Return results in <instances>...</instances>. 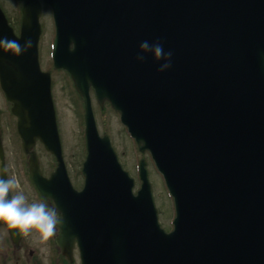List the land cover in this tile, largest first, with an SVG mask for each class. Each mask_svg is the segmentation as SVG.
Returning a JSON list of instances; mask_svg holds the SVG:
<instances>
[{
	"label": "water",
	"instance_id": "95a60500",
	"mask_svg": "<svg viewBox=\"0 0 264 264\" xmlns=\"http://www.w3.org/2000/svg\"><path fill=\"white\" fill-rule=\"evenodd\" d=\"M42 2L57 30L54 66L71 74L85 105L81 191L66 173L50 73L38 62ZM42 2L24 1L19 36L0 8V37L32 42L20 56L0 51V86L31 179L61 212L63 253L70 258L77 242L81 264H264V0ZM144 40L172 52L169 69L158 72L150 54L136 60ZM90 87L150 152L174 200L171 232L158 223L145 159L135 195L108 136L98 135ZM37 140L58 162L49 178ZM4 165L0 140L7 178Z\"/></svg>",
	"mask_w": 264,
	"mask_h": 264
},
{
	"label": "rangeland",
	"instance_id": "374dc122",
	"mask_svg": "<svg viewBox=\"0 0 264 264\" xmlns=\"http://www.w3.org/2000/svg\"><path fill=\"white\" fill-rule=\"evenodd\" d=\"M23 0H0V5L9 19V23L18 33L21 20V4ZM42 33L39 42V62L41 68L51 72L53 79V99L56 108L57 122L60 138L62 140L64 160L68 169L71 182L74 187L80 189L83 185L81 173L82 163L86 156L84 123H83V102L75 92L72 81L67 74L54 69L51 59L52 42L54 39V24L50 9L43 6L40 17ZM2 92L0 90V140L4 151V160L7 177H16L20 183L21 190L27 197L28 203L43 202L30 181L27 169V155L22 151L21 139L16 131V119L12 116L9 104H6L5 114H2ZM92 109L96 120V126L100 135L107 134L110 137L112 146L116 151L119 161L135 180V188H139L140 182L137 173L138 161L143 158L136 149L137 146L128 135L126 129L121 125L118 114L111 106L104 102L101 107L91 93ZM34 150L40 161L41 170L44 175L54 171L55 159L48 153L42 143H35ZM147 161L149 178L152 184L153 199L158 212L160 225L166 231L172 230V222L175 216L173 200L160 174L156 170L149 155ZM13 195L15 192L12 193ZM46 203V202H45ZM54 208V204L46 203ZM59 234L56 228V235ZM55 235V236H56ZM7 230L0 226V264H61L65 261L57 248L54 237L47 242L41 243L39 234L32 231L29 236H24L20 245H12ZM32 253V254H31ZM77 249L73 251V261L65 264H79Z\"/></svg>",
	"mask_w": 264,
	"mask_h": 264
},
{
	"label": "clouds",
	"instance_id": "9594fccd",
	"mask_svg": "<svg viewBox=\"0 0 264 264\" xmlns=\"http://www.w3.org/2000/svg\"><path fill=\"white\" fill-rule=\"evenodd\" d=\"M32 42L23 43L19 39L0 37V51L20 56L31 48ZM150 54L153 61L159 64L157 71L163 72L171 67V51H165L160 41H142L138 46L137 61L143 62ZM15 192L13 195L12 193ZM56 208L49 207L44 202L28 203L16 177L11 179L0 176V226L15 229V236H29L33 230L39 234L41 243L47 242L56 235L59 224Z\"/></svg>",
	"mask_w": 264,
	"mask_h": 264
},
{
	"label": "flooded vegetation",
	"instance_id": "af4514ba",
	"mask_svg": "<svg viewBox=\"0 0 264 264\" xmlns=\"http://www.w3.org/2000/svg\"><path fill=\"white\" fill-rule=\"evenodd\" d=\"M2 102H5V100H2ZM2 105V104H1ZM5 110V105H2V114H3V111ZM32 254V253H31ZM66 261V260H65ZM65 261H62L61 264H65ZM68 263H72V262H69V261H66Z\"/></svg>",
	"mask_w": 264,
	"mask_h": 264
}]
</instances>
